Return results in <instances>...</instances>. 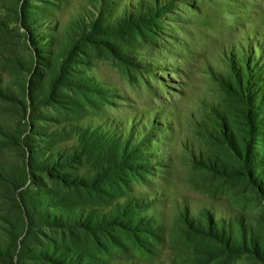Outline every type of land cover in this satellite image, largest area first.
Masks as SVG:
<instances>
[{
  "label": "rangeland",
  "instance_id": "374dc122",
  "mask_svg": "<svg viewBox=\"0 0 264 264\" xmlns=\"http://www.w3.org/2000/svg\"><path fill=\"white\" fill-rule=\"evenodd\" d=\"M253 243L264 0H0V264H264Z\"/></svg>",
  "mask_w": 264,
  "mask_h": 264
},
{
  "label": "trees",
  "instance_id": "16d2710c",
  "mask_svg": "<svg viewBox=\"0 0 264 264\" xmlns=\"http://www.w3.org/2000/svg\"><path fill=\"white\" fill-rule=\"evenodd\" d=\"M136 17H134L133 16V19L134 20H136L135 19ZM131 28H129L128 30H130ZM133 31H134V28H133ZM255 120H258V116L256 115L255 116ZM56 163H60V161H51V162H49V163H47L46 165H43L42 167H43V169L48 173V174H51L50 172H51V170H54L55 169V164ZM51 176V175H50ZM119 222V224H121V225H124V226H126L127 228H130L127 224H129L128 222H124V221H118ZM243 238H244V243H245V246H244V243H243V246L242 247H246V243L248 242V239H247V236L246 235H244L243 236ZM252 247L256 250V252L259 254V255H261L262 254V256H264V253L262 252V251H260V248L258 247V245H256V243H253L252 244Z\"/></svg>",
  "mask_w": 264,
  "mask_h": 264
}]
</instances>
